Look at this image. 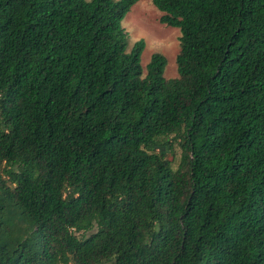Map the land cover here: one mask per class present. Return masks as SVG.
<instances>
[{
  "label": "trees",
  "instance_id": "trees-1",
  "mask_svg": "<svg viewBox=\"0 0 264 264\" xmlns=\"http://www.w3.org/2000/svg\"><path fill=\"white\" fill-rule=\"evenodd\" d=\"M139 1L0 0V264H264V0Z\"/></svg>",
  "mask_w": 264,
  "mask_h": 264
},
{
  "label": "rangeland",
  "instance_id": "rangeland-1",
  "mask_svg": "<svg viewBox=\"0 0 264 264\" xmlns=\"http://www.w3.org/2000/svg\"><path fill=\"white\" fill-rule=\"evenodd\" d=\"M161 16L162 13L152 5L150 0H140L126 14L122 20V27L129 35L130 48L139 40L145 42L141 56L142 66L147 65L153 54H161L167 62L164 77L173 79L177 76L175 59L179 52L180 32L178 29L162 24ZM179 156L177 144L173 146L172 151L167 150V158L172 161L174 168L178 165Z\"/></svg>",
  "mask_w": 264,
  "mask_h": 264
}]
</instances>
